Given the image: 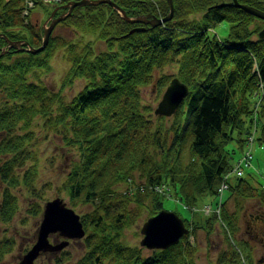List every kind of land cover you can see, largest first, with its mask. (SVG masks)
I'll return each mask as SVG.
<instances>
[{
  "label": "trees",
  "instance_id": "obj_1",
  "mask_svg": "<svg viewBox=\"0 0 264 264\" xmlns=\"http://www.w3.org/2000/svg\"><path fill=\"white\" fill-rule=\"evenodd\" d=\"M71 1L79 0L58 5ZM114 1L129 16L169 14L166 0ZM231 1L174 0L173 18L155 27L128 22L107 3L77 6L62 24L76 28L82 40L51 34L38 53L7 47L0 57V223L16 216L20 190L29 200L28 213L40 215L49 200L51 183H37L33 144L40 134L47 139L54 133L77 152L58 192L74 208L90 207L81 214L86 236L80 254L64 250L47 264H196L198 247L188 236L167 249L149 250L127 243L125 234L163 209L154 191L160 184L168 183L190 209L219 195L223 179L230 194L221 212L229 230L223 228L226 248L211 264H253L254 248L238 235L246 218L252 228L264 225V185L244 177L232 183L229 177L232 155L247 143L253 116L259 118L257 139L264 143V38L257 36L264 20L235 6H218ZM238 1L264 11V0ZM23 10L24 0H0V34L39 47L43 28L26 22ZM64 11L60 7L56 15ZM221 22L230 25L224 39L211 31ZM136 27L145 29L130 33ZM85 34L95 37L84 41ZM6 46L0 37V53ZM57 49L64 50L70 66L61 88L53 91L45 77ZM171 66L176 74L156 76ZM173 76L190 93L166 125L164 116L156 120L153 107L144 104L142 91L154 85L160 95ZM77 79L86 84L68 101L63 89ZM250 198L259 200V211L247 215L240 202ZM216 216L183 218L191 232L205 221L210 235ZM15 246L14 237L0 233V262Z\"/></svg>",
  "mask_w": 264,
  "mask_h": 264
},
{
  "label": "rangeland",
  "instance_id": "obj_2",
  "mask_svg": "<svg viewBox=\"0 0 264 264\" xmlns=\"http://www.w3.org/2000/svg\"><path fill=\"white\" fill-rule=\"evenodd\" d=\"M111 1L117 4V6H119V4L115 2L114 0H111ZM166 1L169 5L168 0ZM52 3L53 2L45 6L47 13H45V9L42 8V5H38V7L35 8L37 13L32 14V17H31L32 22H37L40 25H42L48 19L47 22H45L46 26H48L49 23L54 19L50 15L48 16V10H47V9L49 10L51 9ZM101 3L109 4L110 6H112V8H114V10H116L120 14L121 17H123L120 11H118L111 3H108V2H101ZM92 4L93 3L86 4V5H92ZM220 4L222 5V4H227V3L223 2ZM244 5L251 6L247 3H244ZM119 7L122 10H124L121 6ZM170 12H171V9L169 6L168 13L170 14ZM63 15H65L64 18L61 17ZM126 15L131 19L137 18L139 16L144 17L147 21L164 18V16L162 15L157 16L155 14H140L139 16H129L126 13ZM57 16L61 17V20L57 21L54 28L52 29L51 34L53 36H63L73 41L82 40L83 36L80 32L76 31V28H74L73 26L66 27L65 25L62 24V21H64L68 16L67 10ZM146 25H151L153 27L158 26V25H153L150 22L148 23L146 22ZM229 29H230L229 23L221 22L215 27L211 28V31L214 34L219 35L222 38H225L229 33ZM50 36H49V39H50ZM0 37L2 36L0 35ZM94 37L95 36L92 34H85L84 41L92 40L94 39ZM43 42H44V37L42 38V43ZM99 47L100 48L105 47L104 41L101 42V44H99ZM15 48L19 50L28 51L27 46L24 48L23 45L20 48L19 47H15ZM45 48L46 46H44L43 49ZM4 53L5 52H2L0 54V57ZM32 53H37V52H32ZM64 53L65 52L63 49H57V51L54 53V55L51 58L52 71L45 77V82L50 90L58 91L61 88L62 79L64 75L66 74L67 70L69 69L70 64L66 60L67 58ZM176 70H177L176 66L167 67L163 71H157L156 76L159 77L162 73L174 75L177 73ZM175 77L176 76H173L171 81ZM179 80L181 83L187 85L180 78ZM260 80L261 79H259V82ZM85 84L86 82L84 79H77L73 85L66 86L63 89V92L66 95V98L68 99V101L71 100L81 89H83ZM169 85L170 83L166 86V88H168ZM188 89L190 93L189 86H188ZM165 90L162 93H160V95H158L154 85L145 86L142 91L144 104L151 105L153 109L158 108L160 102L163 100L162 95L163 93H165ZM262 90L263 89L261 88V91L257 93V95L262 96L263 95ZM183 102L184 101L182 99L179 106ZM179 106L176 108V110L179 108ZM174 114L175 112L172 115L157 114L155 118L156 120H158L157 117L159 115L164 116L166 118L165 124L169 125L170 122L172 121V116ZM258 119L259 118H257L256 116L255 117L253 116V121L251 124V132L248 135L247 143H244L242 145L243 148L241 152L240 150H238L237 153H234L232 155V166L233 167H232V171L230 172V177H229L232 183H235L239 177H244L246 180L250 181L257 187H262L264 185V143L259 142L257 139L259 136V125H260ZM33 145L36 147L38 157H39V175H38L39 177L37 179L38 185L40 186L44 184L45 182L51 183V187L46 189V194H45L46 198L53 199L57 196V194H59L61 197L64 198V200L70 206L68 202V198L64 194H60L58 192V186H60L61 183L63 182L67 174V171L70 168L71 161L77 158V152L75 150L68 149V147L64 144L63 140L54 133L51 134L49 138L47 139L43 138V135L40 134L38 139H36ZM246 161L247 163H245ZM130 181H131V178H130ZM225 183H226L225 179H223L220 182L218 189H217V191L219 192V195L209 196L207 198L209 200L203 201V204H200L201 206L190 205L191 207L190 209H187L185 207V204L183 200L180 198L179 194L177 195L175 193L176 191H174L173 188H171V186L168 185V183H162L159 185V187L155 188L156 190H154L156 191V194L160 195L161 199L164 201V206L162 210H168V211L175 212L181 218L182 217L193 218L194 221H197V219L198 220L203 219L202 215H205V216H209L212 214L217 215L216 216L217 217L216 228L214 229L213 233H211L210 235L207 233L204 227L205 221L203 220L200 221L201 228L197 229V231L195 232L193 231V232H190V233L188 232L187 234H185V236L189 237V240L197 244L198 251L196 255V264L213 263L216 260L218 254L224 248H226V242L224 240L225 239L224 229H227V230L229 229L226 225L225 220L223 219V215L221 212V208H222L221 202L230 194V191L228 189L224 192L223 189L225 188ZM143 185L140 187V189L142 190L149 189L147 187H144ZM228 187H229V184H228ZM18 195L20 196L21 201H20V206L16 213V216L9 223H0V233L3 235L14 237L16 240V246H15V249L10 254H7L5 256V258L0 262V264H19L23 256V252L25 248L33 245V243L36 241L38 230H39V227L43 219L42 213L40 215H34L31 213H28L27 210L29 208V200L25 196V191L23 190L18 191ZM240 203L244 206L243 212L246 211L247 215L251 213H257L259 211V207H258L259 200L256 198L255 199L250 198ZM72 208L78 214H83V212L90 210L89 206H84L81 209L74 208V207ZM194 208H197L196 212L194 211ZM230 209L231 211L237 209V207L233 203V200L230 201ZM160 211H158V213ZM146 219H147L146 217H143L142 219L138 221V223L136 224V226H134V228L126 232L124 239L127 243H130V244L140 243V240L142 238L140 229L143 223L147 221ZM246 219L242 221V230L240 234L238 235V238L248 240L250 244L252 245V247L254 248L252 263L253 264H264V225H259L260 227L259 226L254 227V229L257 231L261 230L260 236H257L255 232H249L250 223H248ZM184 237L182 236L181 239H183ZM74 248L76 250L78 249V252L76 254H80L81 252L80 249H82V243L79 241L71 242V244L68 247H66V250H73ZM47 257L49 258V256L47 255L40 257V259L37 260V263L47 264L48 262Z\"/></svg>",
  "mask_w": 264,
  "mask_h": 264
},
{
  "label": "water",
  "instance_id": "obj_3",
  "mask_svg": "<svg viewBox=\"0 0 264 264\" xmlns=\"http://www.w3.org/2000/svg\"><path fill=\"white\" fill-rule=\"evenodd\" d=\"M101 2L111 3L122 16L131 22H150L153 25H159L170 20L174 13L173 0H168L171 12L163 19H154L147 21L144 17L129 18L125 11L111 0H80L72 1L65 5L68 8L67 15L71 13L73 7L86 4H98ZM236 6L243 8L245 11L264 19V11L255 7L239 4L237 0H233ZM56 11V10H55ZM53 12L52 16L55 14ZM62 18L65 15L61 16ZM61 17L52 20L50 26L45 29L44 42L39 48H29L31 52L41 51L49 40L52 29ZM134 30H132L133 32ZM260 36L264 37V29L260 32ZM9 46L21 47L29 45L28 42L7 40ZM189 94L188 86L181 83L178 77L173 78L170 85L166 89L163 100L159 107L156 108V114L172 115L176 108ZM143 239L141 245L149 249H165L179 243L182 236L189 232L185 222L175 212L162 210L157 215L148 218L141 229ZM57 234L63 237V240L54 239L50 241V236ZM86 234L81 217L75 210L67 205L64 199L56 197L45 203L43 211V219L38 230L37 240L32 247L22 256L19 264H36V259L44 253H59L70 243V239H82Z\"/></svg>",
  "mask_w": 264,
  "mask_h": 264
}]
</instances>
